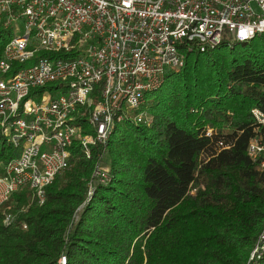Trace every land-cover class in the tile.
<instances>
[{
	"label": "trees",
	"instance_id": "16d2710c",
	"mask_svg": "<svg viewBox=\"0 0 264 264\" xmlns=\"http://www.w3.org/2000/svg\"><path fill=\"white\" fill-rule=\"evenodd\" d=\"M11 37L0 26V59ZM184 48L146 94L150 125L118 124L89 155L74 144L43 204L24 189L0 206V264H264V171L248 153L264 34ZM17 153L0 129V174Z\"/></svg>",
	"mask_w": 264,
	"mask_h": 264
},
{
	"label": "built area",
	"instance_id": "2783aa9c",
	"mask_svg": "<svg viewBox=\"0 0 264 264\" xmlns=\"http://www.w3.org/2000/svg\"><path fill=\"white\" fill-rule=\"evenodd\" d=\"M0 26L12 33L0 59V129L18 151L0 174V206L24 189L43 204L74 144L89 155L116 125L151 124L146 94L184 67L182 46L264 34V0H0ZM252 114L248 153L264 171V107ZM94 175L105 181L106 167Z\"/></svg>",
	"mask_w": 264,
	"mask_h": 264
},
{
	"label": "rangeland",
	"instance_id": "374dc122",
	"mask_svg": "<svg viewBox=\"0 0 264 264\" xmlns=\"http://www.w3.org/2000/svg\"><path fill=\"white\" fill-rule=\"evenodd\" d=\"M35 61H36V59H32L31 61H29L26 65L27 66H30V65H33L34 63H35ZM10 76V74L9 75H2V77H4V78H8ZM152 99V97H149L148 98V100L150 101ZM122 128L124 129L125 128V125H122ZM49 149V147L48 146H45L44 148H43V150H48Z\"/></svg>",
	"mask_w": 264,
	"mask_h": 264
}]
</instances>
